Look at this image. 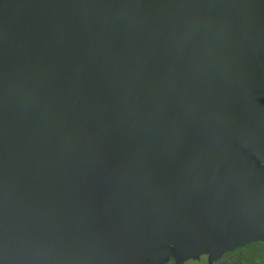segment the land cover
<instances>
[{
	"label": "water",
	"instance_id": "water-1",
	"mask_svg": "<svg viewBox=\"0 0 264 264\" xmlns=\"http://www.w3.org/2000/svg\"><path fill=\"white\" fill-rule=\"evenodd\" d=\"M252 241L264 0H0V264H213Z\"/></svg>",
	"mask_w": 264,
	"mask_h": 264
},
{
	"label": "flooded vegetation",
	"instance_id": "flooded-vegetation-1",
	"mask_svg": "<svg viewBox=\"0 0 264 264\" xmlns=\"http://www.w3.org/2000/svg\"><path fill=\"white\" fill-rule=\"evenodd\" d=\"M213 264H264V241H252L228 250Z\"/></svg>",
	"mask_w": 264,
	"mask_h": 264
}]
</instances>
